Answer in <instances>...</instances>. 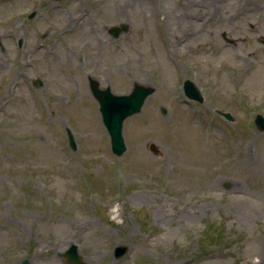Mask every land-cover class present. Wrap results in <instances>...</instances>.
Masks as SVG:
<instances>
[{"label":"rangeland","instance_id":"rangeland-1","mask_svg":"<svg viewBox=\"0 0 264 264\" xmlns=\"http://www.w3.org/2000/svg\"><path fill=\"white\" fill-rule=\"evenodd\" d=\"M0 43V264H264V0H0ZM88 76L155 87L121 155Z\"/></svg>","mask_w":264,"mask_h":264},{"label":"water","instance_id":"water-1","mask_svg":"<svg viewBox=\"0 0 264 264\" xmlns=\"http://www.w3.org/2000/svg\"><path fill=\"white\" fill-rule=\"evenodd\" d=\"M34 12L29 14L32 17ZM126 25L120 27L111 26L109 32L113 36H117L120 31H125ZM225 37V35H223ZM89 88L98 102V109L101 116V121L109 135L110 149L115 155H121L125 150V142L122 135L123 121L126 117L140 111L145 98L153 93L154 87L151 85H143L136 81L133 82L132 88L127 94H115L111 91L109 86L105 88L99 87V82L89 77ZM40 83V81H39ZM183 90L187 97L202 101L203 98L191 80L186 79L183 83ZM164 112V109L162 110ZM215 112L229 121H233L234 117L228 111L216 109ZM254 124L259 131L264 130V117L261 114H256L254 117ZM69 145L75 149V141L69 128H66ZM149 150L158 154V147L154 143H150ZM128 247L125 244H119L114 247V258L121 257L126 253ZM62 256L67 258L68 262L73 264H85L80 260L75 244H71L67 250L61 253ZM23 264H28L27 259H23Z\"/></svg>","mask_w":264,"mask_h":264},{"label":"bare ground","instance_id":"bare-ground-1","mask_svg":"<svg viewBox=\"0 0 264 264\" xmlns=\"http://www.w3.org/2000/svg\"><path fill=\"white\" fill-rule=\"evenodd\" d=\"M122 5V4H121ZM120 5V6H121ZM20 72H22V70H20ZM8 87H6V89H7ZM5 92H6V90H5ZM3 102L5 103V102H7V100L6 99H3ZM68 241V240H67ZM54 262H55V260H54ZM56 264H58V263H56Z\"/></svg>","mask_w":264,"mask_h":264}]
</instances>
